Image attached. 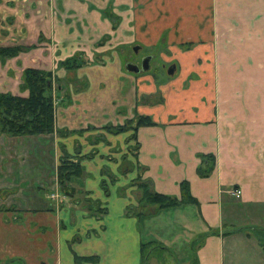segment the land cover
<instances>
[{"label":"crops","instance_id":"0c3cea01","mask_svg":"<svg viewBox=\"0 0 264 264\" xmlns=\"http://www.w3.org/2000/svg\"><path fill=\"white\" fill-rule=\"evenodd\" d=\"M52 3V9L50 1L44 10L38 1L22 10V22L28 16L31 25L19 20L11 30L0 0L5 14L0 37L8 41L0 46L27 44L31 35L46 38L0 63L3 82L13 73L17 78L6 92L26 95L18 86L22 70L46 67L34 52L54 63L77 51L90 57L108 49L90 48L89 40L96 44L107 36L112 38L106 45L117 39L140 43L175 69L157 80L124 71L116 54L104 63L84 64L78 72H88L87 88L57 89L53 133L1 141L0 190L17 191L0 199V264H78L77 256H95V264H264V239L257 234L264 229V0ZM109 5L116 8L118 24L106 14ZM78 21L80 30L65 28ZM58 39L62 45L76 43L63 50ZM120 80L127 83L124 91ZM131 96L135 114L148 115L155 124L114 132L108 127L135 116ZM39 143L53 152V174L13 172L16 161L22 163ZM64 153L84 167L82 178L71 183L72 196L60 190L56 178ZM201 166L211 168L208 176L199 175ZM136 179L178 201L180 184L187 182L193 201L167 208L144 203L140 185L132 184ZM35 184L45 202L37 195L22 199ZM231 189H239L240 196ZM54 191L62 195L58 206L49 198Z\"/></svg>","mask_w":264,"mask_h":264},{"label":"trees","instance_id":"16d2710c","mask_svg":"<svg viewBox=\"0 0 264 264\" xmlns=\"http://www.w3.org/2000/svg\"><path fill=\"white\" fill-rule=\"evenodd\" d=\"M36 45H9L0 46V63H5L6 60L19 55L23 51H28ZM187 46V45H186ZM85 64L80 58H67L59 62V66L65 69H77ZM19 89L27 91V94L17 95L11 92H0V132H4L10 136H27L50 134L55 131L54 126V98H53V80L50 71H44L40 68L26 67L22 70L21 82ZM59 90V89H58ZM57 90V91H58ZM155 124L148 116L143 114H135L131 122H126L123 125L108 127L114 132L124 130H136L139 126H147ZM60 135L66 131L57 130ZM133 138V137H132ZM135 149L131 148V151ZM200 176H208L211 168L201 166L198 168ZM84 175V167L79 158L68 154H63L57 165L56 178L60 190L67 196H72L71 183L73 180L82 178ZM137 182L140 185L141 201L148 204H154L159 208H167L175 206L181 202L193 201L187 182L180 184L181 201L173 196H168L154 192L150 189L147 181H139L136 179L132 182ZM12 189H2L0 194L6 197ZM132 208V207H131ZM137 209V208H136ZM139 211L137 210V213ZM258 236L264 239V229H258ZM146 243L142 244L144 248ZM95 256L76 257V261L96 263Z\"/></svg>","mask_w":264,"mask_h":264},{"label":"rangeland","instance_id":"374dc122","mask_svg":"<svg viewBox=\"0 0 264 264\" xmlns=\"http://www.w3.org/2000/svg\"><path fill=\"white\" fill-rule=\"evenodd\" d=\"M38 1L40 2L41 8L43 10L45 8L48 9L50 5H51L50 9H52V7H54V5L52 3L53 0H1L2 6H6V16L4 17V20H3L5 25H6V28L13 30L18 25L19 20H20L19 24L26 25L28 23V26H30L31 20L28 18V16L24 19L25 23L22 22L21 11L25 10L27 12V9L28 8L30 9L32 4H35V6H38ZM48 1H50L49 6H48V4L44 5V3L48 2ZM108 9L110 11L111 10L112 11H111V13L107 12L106 13V14H108L107 16L109 18H114L113 21L116 19L115 22H117L119 20V17H118V15H116V8L109 5V7H107V10ZM53 10H54V8H53ZM54 12H58V11H53V13ZM3 15H5V14L0 13V16H3ZM29 16H30V18L33 19V14H31ZM9 18H11L10 21H9ZM59 21L61 22V24H64L65 23L64 16H61L59 18ZM85 22L87 23V20ZM78 24H79V26L76 24V22H73V23L69 22L67 25H65V28L68 29L69 27L70 28L72 27V29H74V30H76V29L80 30L82 28L83 21H78ZM117 24H118V22H117ZM74 26H76V27H74ZM42 27L43 26H41V28ZM88 30L90 31V28ZM20 32L21 31H19V29H18L17 33H20ZM127 35H129V34H127ZM17 37H18V39H17V43H18L20 41V39H19L20 35H18ZM64 38H68V37H66V36L60 37V39H64ZM110 38H112V37H108V36L103 37L96 44L93 43L90 39L89 42L87 43V45H89L90 48H96V47L104 44L108 50L103 52V54L97 53L96 51H92L90 57L89 56L87 57V55L85 53L77 51V52L73 53L72 55L70 53V56L67 58H73V57L77 58L78 57V58L82 59L83 61H85V64L90 63L92 61L96 62V63H104L105 60H103V59L105 57H112V55L116 54L118 56V60L119 61L121 60L120 62L122 63V67H123V61L124 62L125 61L139 62L140 59L151 54L152 59L150 61V70H148L146 73L153 75L154 78L157 80L159 78L167 79L168 75H167V68L166 67H168V66L166 65L165 68L162 67L165 63L160 59L158 52H155L154 50H150L148 47H146L144 45L141 46V45H139L140 43H137V42H133V43L125 42V44H122L123 43L122 39L121 40L120 39L114 40L113 43L106 45L107 41H109V40L111 41ZM0 39H1V41H0L1 43H8V41H5V39L3 37H0ZM45 39L46 38L42 34H40V35L37 34L36 39H35V35H31V36H28L26 38L25 42L27 44H24V45H26V46L34 45V44L36 45L34 48H31L30 50H28L30 52V51L36 49L37 47H39L37 43H41ZM57 41H60L59 44L63 50H70V48H68V47H70L69 45L76 43L75 40H74V43L72 41L66 40L65 45H62L64 43V41H61L59 39ZM48 44L50 45L51 49H53L54 46L51 45V40L49 41ZM115 44H116V46H114ZM17 45H21V44H17ZM44 45H45V47H47L46 44H44ZM132 45H134V46L132 47ZM40 47H42V46L40 45ZM135 47H137L136 50H134ZM28 51H23V52H28ZM34 54L36 55V56H34V59H37V57H38L41 62L47 64L46 67L44 65V66H42L43 68H40V69H42L44 71H50L52 74L54 109L57 106L56 105L57 100L59 99L58 94H57V92H58L57 89H59L60 86H61V88H62V86H65L64 91L67 90L68 93H77V92L83 91L85 88L88 87V85H89V81H88L89 74L87 71L78 72V69L80 67L77 69L68 70V69L63 68L62 66H59L60 61H58V62L56 61L55 63L52 62L50 60L51 58L48 59L47 54H45V53H44L45 55L38 54V52H34ZM32 55H33V53H32ZM29 57H31V56H29ZM67 58H65V59H67ZM64 60H61V61H64ZM123 69H124V67H123ZM132 75H136V74H132ZM15 79H17V78H15V73H13L11 78L8 79L9 85H12L14 83ZM20 82H21V77H20ZM20 82H18V86H19ZM8 83L5 81L3 82V80L0 79V92H6V86H7V88H9L7 85ZM118 83H119L118 85L123 84V86H121L123 88V91H124V89L126 90V88H127L126 82L124 84V81L120 80ZM111 87L113 88V85H111ZM19 91H21V90L19 89ZM7 92H9V91H7ZM118 98H121V100H122V96L119 95V97L114 98L115 101L119 102ZM155 98L156 97H154V99ZM133 104H134V99H132V96H131V106H132L131 107V114L132 113L135 114V112H136ZM126 109H127V106L122 108V110H126ZM54 115H55V111H54ZM56 133L59 134L58 132H56ZM7 136H10V135H8L4 132H0V144H1L2 140H4V139L6 140ZM38 145L30 148L29 156L24 158V161H21L22 163H20L19 160L16 161V163L14 164L15 165L14 168H12L13 172H20V173L25 172V174L29 175L30 177L36 176V178H37L39 173L47 174V173L51 172V174H53V170H52V168H53V157H52L53 152L51 151V148L42 146V145H44V143H39ZM131 148H134V147H131ZM131 154H132V151H131ZM131 167H132V162H131ZM135 170L137 171V169H135ZM29 181H30V183L32 182L31 180H29ZM35 186H37V187H33L34 191L28 190V191L23 192L22 196H21L22 199H23V197L28 198L31 196L36 199V195H37V197H40L45 202V200H44L45 199V193L39 192L37 184H35ZM16 191H17L16 188H12V191L10 194L13 195L16 193ZM10 194H8L6 197H8ZM6 197H3L2 194H0L1 200L6 198ZM39 202H42V200ZM15 207H16V205H13L12 208H15ZM4 208H5V202H4ZM78 264H86V262L81 261ZM158 264H167V263L164 260L163 262H158Z\"/></svg>","mask_w":264,"mask_h":264},{"label":"flooded vegetation","instance_id":"af4514ba","mask_svg":"<svg viewBox=\"0 0 264 264\" xmlns=\"http://www.w3.org/2000/svg\"><path fill=\"white\" fill-rule=\"evenodd\" d=\"M134 45H132V47H133ZM137 49V47H135V49L134 50H136ZM137 53V52H136ZM147 57H150V59H149V67H148V69L147 70H142V63H143V61L145 60V58H147ZM151 59H152V56L151 55H147V56H145V57H143L142 59H140V61L139 62H133V61H123V67H124V71H126V72H129V73H131V74H136V75H139V74H145L148 70H150V61H151ZM135 66V68L137 69V71H130V70H128L127 69V66ZM173 64H171V63H169V64H167V66L168 67H166V64H164L162 67H166L167 68V75H169V73H168V70L170 69V67L172 66ZM174 72V71H173Z\"/></svg>","mask_w":264,"mask_h":264},{"label":"built area","instance_id":"2783aa9c","mask_svg":"<svg viewBox=\"0 0 264 264\" xmlns=\"http://www.w3.org/2000/svg\"><path fill=\"white\" fill-rule=\"evenodd\" d=\"M241 191L239 189H231L230 190V194H232L235 197H239L240 196ZM62 197V195H60L57 191H54L52 193L49 194V198L53 201H55V204L58 206L59 203V199Z\"/></svg>","mask_w":264,"mask_h":264},{"label":"water","instance_id":"95a60500","mask_svg":"<svg viewBox=\"0 0 264 264\" xmlns=\"http://www.w3.org/2000/svg\"><path fill=\"white\" fill-rule=\"evenodd\" d=\"M149 59H150V57H147V58H145V60L143 61V63H142V70H147L148 69V67H149ZM127 69L128 70H130V71H137V69L135 68V66H127ZM174 69H175V66L174 65H172L171 67H170V69L168 70V73L169 74H173V71H174Z\"/></svg>","mask_w":264,"mask_h":264}]
</instances>
